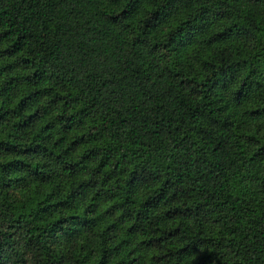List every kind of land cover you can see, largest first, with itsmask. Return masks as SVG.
Masks as SVG:
<instances>
[{
  "label": "trees",
  "instance_id": "trees-1",
  "mask_svg": "<svg viewBox=\"0 0 264 264\" xmlns=\"http://www.w3.org/2000/svg\"><path fill=\"white\" fill-rule=\"evenodd\" d=\"M0 264H264V0H0Z\"/></svg>",
  "mask_w": 264,
  "mask_h": 264
}]
</instances>
